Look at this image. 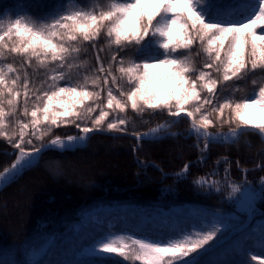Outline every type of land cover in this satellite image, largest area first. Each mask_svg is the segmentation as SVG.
<instances>
[{
  "label": "snow or ice",
  "instance_id": "6c2138e0",
  "mask_svg": "<svg viewBox=\"0 0 264 264\" xmlns=\"http://www.w3.org/2000/svg\"><path fill=\"white\" fill-rule=\"evenodd\" d=\"M129 109L144 125L151 122L145 114H167L145 131L133 125L137 142L177 136L170 129L182 119L196 146L203 141L202 153L211 143H237L246 132L264 142V0H56L39 13L0 17V138L15 155L0 183L31 168L45 150L81 147L94 132L127 133ZM253 109L259 120L248 118ZM65 126L77 134H55ZM221 162L227 179L231 162ZM188 170L186 163L177 176ZM218 232L212 223L178 238L116 235L100 240L92 254L100 261L117 254L128 264H200ZM259 246L264 250V239ZM250 261L264 264V251Z\"/></svg>",
  "mask_w": 264,
  "mask_h": 264
},
{
  "label": "trees",
  "instance_id": "16d2710c",
  "mask_svg": "<svg viewBox=\"0 0 264 264\" xmlns=\"http://www.w3.org/2000/svg\"><path fill=\"white\" fill-rule=\"evenodd\" d=\"M56 0H11L0 8V17L5 20L16 14L45 11ZM104 43L103 40L100 42ZM204 59L203 54L196 58L197 65ZM9 63L14 62L10 57ZM259 75V73L257 74ZM242 87L250 91L249 82H240ZM244 93H238L243 95ZM128 131H143L152 123L164 119L167 114L144 119L150 120L144 125L130 109ZM13 117L9 118L11 127ZM179 125L185 132L188 121L182 119ZM228 129L227 126L223 130ZM210 130L217 131L216 128ZM73 126L55 129V134L72 133ZM50 138L47 137L46 140ZM193 137L184 138L180 135L157 141H135L127 136H107L92 134L84 148L66 151L46 150L38 161L29 169L23 171L15 180L0 190V208L8 206L7 196L13 190L23 188L26 178L31 174L43 175L45 187L42 200H33L27 211V217L19 220L5 217V224L0 222V264H128L117 254H107L108 258L100 261L92 254V249L100 240H106L116 235H145L159 237L162 234L178 238L181 231L206 230L216 223L220 234H228L225 242L216 249L202 251L198 257L200 264H251V255L261 254L260 239H264V186L261 198L249 213L237 212L226 201L227 191H216L211 187L194 184L199 177L208 176L212 172L231 183L251 182L255 184L264 178V142L258 135L246 132L237 143H211L203 153L206 160L198 161V150L192 145ZM112 143L116 150L119 144L128 151V158H114L115 169L106 168L103 173H96L100 160L86 164L82 159L89 149L95 145ZM136 147L135 156L133 146ZM11 149L3 138H0V149ZM170 148V155H160ZM227 157L231 168L225 179L224 163L218 160ZM13 155L0 152V170L7 166ZM100 161V162H99ZM152 161L156 165L147 164ZM236 161H240L237 167ZM186 162H189L187 174L165 176L162 172H176ZM262 167L257 168L256 165ZM76 171L86 168L80 173L78 181L68 179V168ZM247 169V171H242ZM89 171V172H87ZM71 177V176H70ZM81 180V183L79 182ZM83 180V181H82ZM76 182V183H75ZM84 182V183H83ZM27 183V185H28ZM80 183V184H79ZM83 183V184H82ZM59 185V186H57ZM104 205H121L122 210L115 216L104 211ZM181 206L180 212L170 211V208ZM97 208V209H96ZM212 210L227 214L213 217ZM91 210H94L91 213ZM20 212V211H19ZM2 213V212H1ZM157 213V217H153ZM206 213L208 222H200L198 218ZM12 219V220H11ZM191 219H193L191 221ZM190 220V222H189ZM191 224V226H190ZM70 225L67 232L62 229Z\"/></svg>",
  "mask_w": 264,
  "mask_h": 264
},
{
  "label": "rangeland",
  "instance_id": "374dc122",
  "mask_svg": "<svg viewBox=\"0 0 264 264\" xmlns=\"http://www.w3.org/2000/svg\"><path fill=\"white\" fill-rule=\"evenodd\" d=\"M6 1L9 2L11 0H0V8L4 7V4H6ZM153 71L163 72L164 69L158 68V69H154ZM248 118L259 120L260 110L259 109L251 110L248 114ZM119 147L121 149L116 150L112 143H103L102 145H95L89 149V153H87L82 159H84L86 164H93L95 161L100 160L101 157L103 156L105 159L104 162L99 161L100 163L98 165H100V167L98 169H95L96 173H103L108 168H110V169L116 168V163L114 162V158L121 159V158L127 157L128 161H129L130 155H129L128 151H125L124 147L120 144H119ZM171 153H172L171 149L167 148L166 151L164 153L161 152L160 155H162V156L164 154L170 155ZM79 168H81V169L77 170V177L72 176L73 174H75V171H76L73 167H69L67 174H63V175H65V176L67 175L68 179L74 177V178H72V180H76V182H77L78 178H81L80 173L82 172V170L83 171L87 170L86 168H82V167H79ZM87 172H89V171H87ZM207 179L209 180V182L213 181V178H211V177H209ZM26 180L27 181L31 180L32 183H28L25 181L23 184V188H20L16 191L13 190L11 192V194L7 196L8 206L0 208V222L1 223L5 224V222H6V221H4L5 217L1 218V215L2 216L6 215V217L14 216V217H12V219H17V220H19L20 216L27 217L28 213H27L25 208L27 206L29 207V205L31 204V202L33 200H37V199L42 200L43 192L45 190H47L46 187L44 186L45 185L44 181L46 179L43 178V175L31 174V175L27 176ZM215 181H218V184H219V185L216 184L215 185L216 187H220L223 185L228 186V188L230 189V192L226 193L227 200L231 201L233 207L237 211H241V212H248L249 210L253 209L254 203L256 201H258V199H260L259 196L261 193H260V188L258 186H259V184H264V180L259 181L257 183V185H252L250 183H229V182L224 181L223 179H220V180L216 179ZM79 182L81 183V180ZM27 183H28V185H27ZM231 184L238 185L240 187V191L233 193L231 186H230ZM57 186H59V185H57ZM97 208L107 209L108 205H104L103 207L98 206ZM115 209L119 210L120 208L119 207H114V209L109 208L108 211H113ZM202 210H206L203 212H208V211L210 212L211 211V213L213 214V217H217V216L220 217V216H226L227 215V214L217 212V211H212V210H207V209H202ZM93 211L94 210H91V213ZM170 211L180 212L181 206L172 207V208H170ZM157 215H158L157 213H153V217H157ZM194 218H198L200 222H208L209 221L207 219L206 213L202 214V217L197 216ZM192 220L193 219H191V221ZM189 222H190V220H189ZM190 226H191V224H190ZM69 229H70V225L65 226L62 229V233L67 232ZM215 238H214V241H215ZM210 242H209V244H210ZM251 264H256V262H251Z\"/></svg>",
  "mask_w": 264,
  "mask_h": 264
},
{
  "label": "water",
  "instance_id": "95a60500",
  "mask_svg": "<svg viewBox=\"0 0 264 264\" xmlns=\"http://www.w3.org/2000/svg\"><path fill=\"white\" fill-rule=\"evenodd\" d=\"M110 134V133H109Z\"/></svg>",
  "mask_w": 264,
  "mask_h": 264
}]
</instances>
